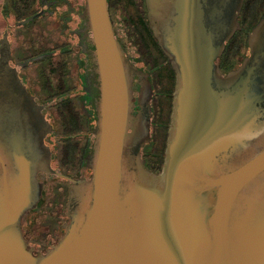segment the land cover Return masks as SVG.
<instances>
[{
    "label": "water",
    "instance_id": "obj_1",
    "mask_svg": "<svg viewBox=\"0 0 264 264\" xmlns=\"http://www.w3.org/2000/svg\"><path fill=\"white\" fill-rule=\"evenodd\" d=\"M107 2L86 0L101 94L90 203L78 223L71 211L44 253L28 247L22 225L36 196L23 183L37 164L32 123L23 134L10 117L19 108L2 102L11 91L0 88V140L10 156L24 153L20 183L0 188V264H264V197L242 198L264 170V148L243 154L264 128V15L248 31L249 52L223 72L218 58L240 28L243 0H146L175 71L164 161L153 172L141 157L149 106L132 112L130 68ZM10 68L0 63V74Z\"/></svg>",
    "mask_w": 264,
    "mask_h": 264
},
{
    "label": "flooded vegetation",
    "instance_id": "obj_2",
    "mask_svg": "<svg viewBox=\"0 0 264 264\" xmlns=\"http://www.w3.org/2000/svg\"><path fill=\"white\" fill-rule=\"evenodd\" d=\"M107 4L132 72V112L136 114L144 101L149 106V139L141 146L142 161L158 172L165 156L175 71L148 24L146 0ZM263 15L264 0H243L237 16L240 28L218 58L223 72L236 67L249 52L248 31ZM240 47L243 52L234 56ZM0 63L11 67L0 74V88L14 97L2 102L19 108L10 112L11 119L19 118L23 134L29 133L32 123L35 135L30 138L36 144L37 164L23 181L35 186V203L22 225L28 247L34 254L44 253L58 242L72 210L79 222L92 195L90 176L98 148L94 125L101 94L86 0H0ZM258 133L244 156L264 148V128ZM1 138L0 188L3 183L10 188L20 183L17 163L24 153L17 149L10 156L5 136ZM249 183L251 190L245 189L243 200L252 194L264 197V170Z\"/></svg>",
    "mask_w": 264,
    "mask_h": 264
},
{
    "label": "rangeland",
    "instance_id": "obj_3",
    "mask_svg": "<svg viewBox=\"0 0 264 264\" xmlns=\"http://www.w3.org/2000/svg\"><path fill=\"white\" fill-rule=\"evenodd\" d=\"M241 52H243V48L242 47H240L238 49V52H236L237 54H234V56L239 57V55H240ZM129 75L132 76V72L129 71ZM131 88H132V81H131Z\"/></svg>",
    "mask_w": 264,
    "mask_h": 264
}]
</instances>
